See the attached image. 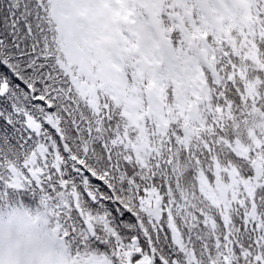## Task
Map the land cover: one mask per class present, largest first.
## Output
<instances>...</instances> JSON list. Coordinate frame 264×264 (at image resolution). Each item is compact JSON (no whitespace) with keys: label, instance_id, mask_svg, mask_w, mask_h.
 I'll return each instance as SVG.
<instances>
[{"label":"snow or ice","instance_id":"1","mask_svg":"<svg viewBox=\"0 0 264 264\" xmlns=\"http://www.w3.org/2000/svg\"><path fill=\"white\" fill-rule=\"evenodd\" d=\"M76 264H264V0H0V202Z\"/></svg>","mask_w":264,"mask_h":264},{"label":"clouds","instance_id":"2","mask_svg":"<svg viewBox=\"0 0 264 264\" xmlns=\"http://www.w3.org/2000/svg\"><path fill=\"white\" fill-rule=\"evenodd\" d=\"M50 221V210L38 199L0 202V264H76Z\"/></svg>","mask_w":264,"mask_h":264},{"label":"trees","instance_id":"3","mask_svg":"<svg viewBox=\"0 0 264 264\" xmlns=\"http://www.w3.org/2000/svg\"><path fill=\"white\" fill-rule=\"evenodd\" d=\"M26 202H29V203H35L36 202V199L35 198H32L30 196L28 197H22Z\"/></svg>","mask_w":264,"mask_h":264}]
</instances>
